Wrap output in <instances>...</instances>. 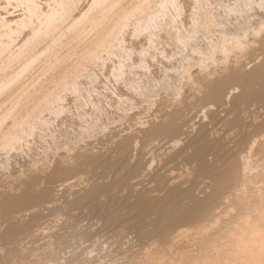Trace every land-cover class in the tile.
<instances>
[{
    "label": "rangeland",
    "instance_id": "1",
    "mask_svg": "<svg viewBox=\"0 0 264 264\" xmlns=\"http://www.w3.org/2000/svg\"><path fill=\"white\" fill-rule=\"evenodd\" d=\"M19 1L0 0V15L13 21L29 18ZM36 1L43 13L56 4ZM74 1L63 29L92 2ZM178 1L181 12L174 24L161 25L151 47L145 32L133 34V23L123 29L122 43L129 52L125 62L130 67L122 65L121 77L114 75L113 66L124 60L125 51L110 58L104 55L105 62H87L77 78L79 92H63V109L54 111L55 116L51 106V113L42 114L46 124H36L33 134L13 149H0V264H148L156 254L164 256V264H178L174 254L209 252L227 243L225 234L239 215L233 194L245 190L233 173L247 151L245 157H255L251 163L264 162V148L257 147H264V27L254 34L264 22V5L251 3L238 14L229 11L235 0H207L217 24L209 40L192 23L194 0ZM166 8L173 16L177 13L173 4ZM30 18L0 66L39 25L41 18ZM240 24L248 28L242 37L244 47L228 42L224 54L218 46L208 47L218 41L221 31L234 32ZM170 27L182 36L186 33L182 47H176ZM86 37L64 35L48 59L37 62L16 87L0 95V117L21 92L48 80L43 74L49 62L61 55L60 65L74 61L78 50L73 49H79ZM49 40L37 42L28 54ZM141 44L148 48L140 55ZM207 48L213 59L203 63ZM188 67L190 78L181 74ZM8 68L3 75L15 71L16 65L10 72ZM90 71L95 74L92 79L86 78ZM128 81L138 84L130 88ZM8 118L5 128L14 119ZM263 162L258 164L264 169ZM254 164L255 170L259 165ZM263 169L253 170L249 177L257 179L250 185H258ZM224 208L234 211L227 214ZM192 212L194 222L188 219ZM207 219L219 223L202 235L197 226Z\"/></svg>",
    "mask_w": 264,
    "mask_h": 264
},
{
    "label": "bare ground",
    "instance_id": "2",
    "mask_svg": "<svg viewBox=\"0 0 264 264\" xmlns=\"http://www.w3.org/2000/svg\"><path fill=\"white\" fill-rule=\"evenodd\" d=\"M54 1L56 3L55 6L52 7L50 10L46 11L45 13H43L40 5L38 4V2L36 0H20L19 1L20 5L22 3L23 8L25 10V14L29 15V16H27V17H29L27 19H25L26 17L25 18L20 17L19 19H15L13 21V20H7L5 17L0 15V60H1V57L7 51H11V50H9L11 47L10 44L12 45V43L14 42L13 39L15 38V36H17L16 34H18L21 31V29L24 28L25 26H29L30 21H31L30 17L37 16L38 18H41L40 22L38 23L39 25L37 27H35L34 29H32L31 30L32 32L30 31L32 34H30L29 37L27 36L24 39V42L21 45H19L15 51L12 52V54L9 56L8 59L6 58L8 61H7V63L4 62L5 63L4 67L0 66V70H1V74H0V95L4 94L6 91L10 92L9 89H11V87L14 86L16 84V82H19L18 80H20L27 71H29L35 64H37V62L42 61L44 59H48L51 51L54 48L59 47V44L61 45V43L63 42L62 40H63L64 35L70 34L73 37H78V36H81L84 34L87 35L86 39L83 40V45L79 49L77 47L73 49V50H75V49L78 50L76 52V57H75L74 61H71V62L69 61L70 63L66 64V65H60V61H61V57H62V55H61V56H58L57 58H55L53 61L49 62L47 64L46 71L43 74V76L45 75L46 79H48V80L47 81H41V83L39 82L40 81L39 80L35 84L37 86V87L35 86L36 88L33 89V87H31L32 89L21 92V94L23 93L22 96L19 93L21 97L20 96H18L19 98L16 97L18 99L16 101L14 100L15 102L13 101L14 105L11 107V110H9V111L7 110L8 112L5 111L4 115L2 114V116L0 117V149L1 150H7V151L10 150V148L14 147L16 145V143L18 141H20L24 136H28V135L33 134V130L36 128L35 127L36 124L38 126H39V124L41 125L42 123L46 124L45 120L43 119L44 117L42 116V114L45 110L47 111L48 109H50L51 106H53V109H54L52 112L53 114H55L54 111L59 112L63 109V106L61 103L63 95H64L63 92L68 91V90H71L72 92H77V91L79 92L80 87H78L77 78L79 76L80 71H82L83 66H85V64L87 62H90V63L102 62L105 59V58H103L104 55H106L107 57L110 58L111 56L116 55V53L118 54V52L121 53V52L125 51L126 53L124 52V56H125L124 60L122 62L120 61L118 65L113 66L114 67L113 71L115 73L114 75L117 78L121 77L122 71H123L122 67L124 66L123 64L124 63L126 65L128 64L125 62V60H126V58L129 57V55H128L129 52L126 51V48L123 46V43H122L124 41V40H122V31L125 27H127L129 24L133 23L134 26H133V29H131V30H132L134 35L145 32L146 44L149 47H151L155 41L154 37H156L157 33L159 32V31L157 32V30L160 29L161 25L163 26V24H167V23L173 25L175 16L181 12L180 11L181 3L178 0H92L89 7L87 9H85L84 11L80 12V14L75 19L73 18L71 23H69L68 27L66 29L65 28L63 29L61 26L64 23V21L70 19L71 14H72V10L75 9L76 1H74V0L73 1L72 0H54ZM207 3H208L207 0H194V9L195 10L193 13V18H192L193 22L192 23L194 24L196 30L202 33V36H205V38L209 39L211 37L212 29H214L213 28L214 25H217V24H215L216 19H214L212 17L210 10L208 9L209 7L207 8ZM251 3H253V4L257 3L258 5H264V0H235L233 3V6L229 7V11H231L233 13L242 14L243 12L246 11V7L250 6ZM167 4H173L176 7L177 13L174 16L171 15L170 13H168V11L166 10ZM39 16H42V17H39ZM220 20H219V22H220ZM224 24H226V23H224ZM218 26H220V25H218ZM262 27H264V22L263 23L261 22L260 28H258L257 30L256 29L254 30V34L255 35L259 34ZM222 28L223 27H221L220 29H222ZM57 29H58V31L60 30L59 36L57 35L58 37L56 36L55 38H52L51 35L54 34L55 31L58 32ZM101 29H102V31H101ZM170 29H171V27H170ZM247 29H248L247 25L241 26V24H240V27L238 26L237 30H235V28H234L235 31L231 29L234 32L227 33L223 30V31H221L220 36H217V38L219 37L218 41L216 39L217 43H215L216 41L213 40L215 42L214 43L211 42V45L209 44L208 47L212 46L214 48V46H218V49L220 48L221 49L220 51H222L223 54L225 52H227L226 51V44H228V42L233 43V45L236 48H240L244 44L242 37H244L246 35ZM251 29H253V27ZM173 31H175L174 42H175L176 47L177 48H179L180 46L182 47V45L185 43L184 38L186 36V33H185V36L184 35L182 36L181 34H179L180 31L178 32L177 29H175L174 27H173ZM173 31L171 29V32H173ZM168 34H170V32ZM190 34H191V32H190ZM196 34H199V33H196ZM45 38L50 39L49 42L42 45L41 48L38 50H36V48L34 49V47H33V49L36 51H33L31 49L32 51L31 52L29 51L30 53L28 54V52H27L28 49H30L34 44L36 45L37 42L44 40ZM254 38H255V36H253V39ZM172 39H173V37H172ZM250 42L249 43L247 42V43L250 45ZM140 46L141 47L139 48V54L140 55L145 54L148 47L145 48L144 44H141ZM176 47H175V49H176ZM194 48H196V47H194ZM214 49L216 50V48H214ZM205 51H208V48ZM26 52H27V54H25ZM65 55H67V54H65ZM63 59H64V57H63ZM211 59H213L212 50H210V48H209V51L205 52V54L202 55L200 60H201V62L205 63L207 61H210ZM188 60H186V61H188ZM13 61H15L16 63ZM62 61H64V60H62ZM11 62L15 63V65H16L15 71L11 70L12 72H10V70H9V68H10L9 65L12 64ZM190 64H192V62ZM14 66H13V68L11 67L10 69L14 70ZM128 67H130L129 64H128ZM189 67H190V65H189ZM189 67H188V69L183 68L184 70L182 71L181 74H183L184 77H187V78L189 77V74H190ZM7 68L9 70V72L11 73V74H8V76L3 75L4 71ZM53 70H57V72L54 75H51L50 73H52ZM5 74H6V71H5ZM94 75L95 74H93V71H90L86 74V76H87L86 78L92 79V76H94ZM183 76L181 78H183ZM187 78H184V79H187ZM187 80H189V79H187ZM127 83H128V87H130V88H134L138 84V83L134 84V83H132V81L131 82L128 81ZM14 87H16V86H14ZM166 87L168 88L169 86H166ZM49 113H51V112L49 111ZM10 116H12V117H10ZM55 116H56V114H55ZM13 117H14V119L12 120L13 121L12 125L10 127H7L8 129L5 128L7 118L10 119ZM38 128H41V126ZM262 134L263 133H261V136H262ZM263 136H264V134H263ZM255 139H258V138L256 137ZM252 140L254 141V139H252ZM252 140L250 142H252ZM262 143L264 144L263 141H262ZM259 144H261V142ZM261 145H257V147L259 149L261 148V150H262V148H264V147H259ZM252 146L253 145H251V148H252ZM247 153H248V151L246 152V154ZM242 154H241V156H242ZM245 155L242 156L241 162L238 161L240 163L239 168L236 169L235 172L232 171V172H234L233 173L234 175L231 174V175H233L232 178L234 177L233 179H235V181L240 184V185L239 184L238 185L244 186L245 190H243L241 187L242 190H240V193H237L235 190L231 189V190L235 191L234 192L235 194H233L232 199H234V202L237 204L236 208L239 212V215L237 216L238 221L235 223L234 226L229 223L230 225L233 226V228L229 232H226V233H228V235L225 234L226 238L228 239L227 243L223 244V246H218V247L216 245L215 246L212 245V246H214V248L212 247L211 248L212 250L209 252H207V251L202 252V251H199V249H198L195 252L190 251V252L185 253V254H181L182 252L179 254H176V255L174 254L173 257H176L178 264H264V169L260 168L261 165H259L260 163L262 164L263 160H262V162L260 161V163H259V161L256 162L258 159H255L256 164H254V162H252L254 165H259V167L256 166V169H257V167L260 170L263 169L262 174L258 173L259 174L258 175L257 173H255L258 176H260L259 180H256L259 182H256V183H258L257 186H255L256 184L252 186V185H250L251 183H249L252 180L251 177H249V175L253 176V174H251V173L253 172L254 168H253V164L251 163L252 160L250 161L251 157L248 158L249 156L247 155L248 157H245ZM254 158H251V159H254ZM262 158H264V157H262ZM255 174H254V176H255ZM255 178L252 180V182L255 180ZM236 182H234V183H236ZM233 187H236V186L233 185ZM227 199H228V197H227ZM225 202L226 201L224 200V204H225ZM227 208H231V206L228 207V205H227ZM224 209L226 210V208H224ZM229 210L230 209L226 210L227 214H228V212L230 213V211L232 209L230 211ZM197 212H198V210H197ZM222 212L224 213L223 210H222ZM193 214H194V212L189 213L188 214L189 216L186 215V218L188 216V219H189L190 215L193 216ZM213 214H215V211ZM220 215L223 216L222 214H220ZM220 215H218L219 217L216 216L217 219L221 217ZM225 216H227V215H224L223 217H225ZM198 217L196 216L197 219H198ZM176 218H178V217H176ZM190 219L192 220V218H190ZM213 219L212 220L210 219V221L207 219L208 222L201 221V224H198V226L196 225L198 227L197 231L201 232V234L203 235V234H207L208 232L213 230L215 223H216V225H217V223H219V221L217 222V221H214ZM165 221H166V219H165ZM233 221H235V219H233ZM231 223H232V220H231ZM189 225L192 226V224H189ZM232 226H230V227H232ZM181 230L184 231L185 229L181 228ZM183 231H182V233L185 232V234H187L186 230L184 232ZM191 231H193V230H191ZM221 231H219L220 234L222 233ZM223 232H225L224 229H223ZM185 234H182V235H185ZM175 235H176V233H175ZM196 236H198V235H196ZM213 237L215 238L216 236H213ZM175 238L177 239V237H175ZM178 238L181 239V237H178ZM221 239H223V238H221ZM221 239H220V241H221ZM227 239H224V240H227ZM224 240H222V241H224ZM175 242H176V240H175ZM189 244H191V243H189ZM169 246L167 249L170 250ZM190 250H191V248H190ZM207 250H209V249H207ZM153 255H155V252ZM147 259H149V258H147ZM144 261H143V263H144ZM164 261L165 260H164L163 255L156 254L154 257L151 258V260H150V262H148V264H164ZM168 261H170V260H168Z\"/></svg>",
    "mask_w": 264,
    "mask_h": 264
}]
</instances>
